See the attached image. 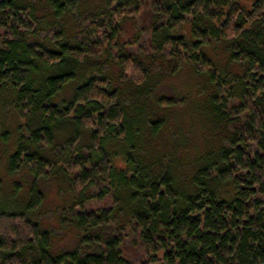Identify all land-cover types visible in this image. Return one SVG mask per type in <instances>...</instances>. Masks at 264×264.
<instances>
[{"label":"trees","instance_id":"trees-1","mask_svg":"<svg viewBox=\"0 0 264 264\" xmlns=\"http://www.w3.org/2000/svg\"><path fill=\"white\" fill-rule=\"evenodd\" d=\"M145 8L100 0L85 16L81 0H0V110L17 123L4 154L20 177L0 205V264H264V0H154L131 50L121 34ZM184 68L225 133L189 169L155 150L158 109L179 103L155 89ZM49 181L68 195V248L33 217Z\"/></svg>","mask_w":264,"mask_h":264},{"label":"rangeland","instance_id":"rangeland-1","mask_svg":"<svg viewBox=\"0 0 264 264\" xmlns=\"http://www.w3.org/2000/svg\"><path fill=\"white\" fill-rule=\"evenodd\" d=\"M253 0H242V4L249 8ZM154 0H146V8L141 11L138 16L131 19L123 28L121 34L122 41H135L130 47L131 50H137L140 45L147 42V29L149 26V11ZM100 3V0H81L80 14L87 16ZM72 23V22H70ZM108 72L113 76L112 84L117 85L121 80L118 76V71L115 67H109ZM193 74L189 73L187 68H184L178 75L162 77L157 89L158 96L172 98L179 101L178 104H172L167 109H158L156 115L165 117L167 127H165L155 142V150L161 149L165 153H174L175 156L182 158L185 169H189L192 164L193 157L202 152L206 146H218L224 139L225 133L216 134V130L209 125L202 112L201 105L204 103L202 91L198 88L197 79ZM124 80V78L122 79ZM223 95L228 96L227 93ZM232 98L227 97L228 108L233 104ZM10 114L3 113L0 110V123L8 125L10 131V139L4 140L0 134V205L9 204L12 199V181L19 179V175L10 176L7 171V157L4 154L6 148L10 149L13 146L15 138V114L9 111ZM15 127V128H14ZM175 145L173 149L172 146ZM204 148V149H203ZM23 187V186H22ZM25 186L24 188H26ZM21 190V189H20ZM23 189L19 192L16 200L19 205L25 203V199L21 198ZM67 193L59 189L55 181H49L45 185V197L42 205L38 209V213L33 216L42 228H47L52 231V243L54 248H68L75 240L74 231L72 228L63 227L60 223V214L63 212L62 206L67 200ZM95 201L85 204V209H97L107 206Z\"/></svg>","mask_w":264,"mask_h":264}]
</instances>
